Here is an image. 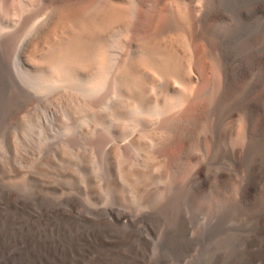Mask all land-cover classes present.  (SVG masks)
Wrapping results in <instances>:
<instances>
[{
	"label": "bare ground",
	"instance_id": "bare-ground-1",
	"mask_svg": "<svg viewBox=\"0 0 264 264\" xmlns=\"http://www.w3.org/2000/svg\"><path fill=\"white\" fill-rule=\"evenodd\" d=\"M0 77L18 118L41 103L62 148L108 165L93 190L126 202L159 183L264 226V0H0Z\"/></svg>",
	"mask_w": 264,
	"mask_h": 264
},
{
	"label": "rangeland",
	"instance_id": "rangeland-1",
	"mask_svg": "<svg viewBox=\"0 0 264 264\" xmlns=\"http://www.w3.org/2000/svg\"><path fill=\"white\" fill-rule=\"evenodd\" d=\"M5 83L0 77V264H245L264 254V226L229 206H204L188 198L164 201L159 183L142 200L126 197L131 205L112 191L93 190L95 176L104 181L108 165L94 170L82 159L84 146L73 154L62 148L41 103L18 118L20 103ZM120 211L131 219L118 221Z\"/></svg>",
	"mask_w": 264,
	"mask_h": 264
}]
</instances>
